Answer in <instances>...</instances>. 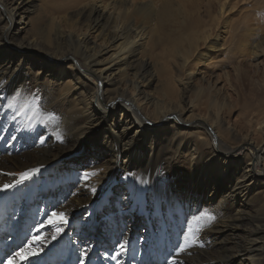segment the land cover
Masks as SVG:
<instances>
[{"label":"bare ground","instance_id":"6f19581e","mask_svg":"<svg viewBox=\"0 0 264 264\" xmlns=\"http://www.w3.org/2000/svg\"><path fill=\"white\" fill-rule=\"evenodd\" d=\"M174 1L69 0L39 12L38 0H0V187L15 185L0 191L3 264L29 242L38 254L20 264H169L173 257L175 264H264V167L254 152L243 155L250 137L219 128L225 102L218 81L202 69L189 71L183 87L193 93L185 106L147 89L156 71L140 58L149 45L145 24L158 19L164 31ZM176 1L189 6L177 14L182 18L201 8V0ZM232 1L208 0L207 7L225 16ZM198 21L180 28L193 30ZM197 34L185 38V62L198 49ZM182 44L174 42L172 56ZM34 49L49 55L39 61ZM200 129L211 137L202 140ZM233 134L238 141L230 147ZM88 147L97 173L85 180L88 168L78 172L70 158ZM32 169L39 171L17 183ZM53 212H63L67 223L50 224ZM203 212L215 220L179 252L189 222ZM140 214L147 226L135 234L128 221Z\"/></svg>","mask_w":264,"mask_h":264},{"label":"rangeland","instance_id":"374dc122","mask_svg":"<svg viewBox=\"0 0 264 264\" xmlns=\"http://www.w3.org/2000/svg\"><path fill=\"white\" fill-rule=\"evenodd\" d=\"M50 2L56 5H66L69 0H38V11L40 9L39 12H41L43 7L47 9V6H51ZM200 5V10L193 13L190 18H182L177 14L188 9L189 6L179 5L175 0L170 9V12L175 13L164 15V31L158 19H147L148 22L145 25L149 31V45L144 49L147 50L145 55H143L144 50L140 53V58L152 61L156 71V80L147 89L153 97L164 99L173 105L179 103L185 106L187 95H191L193 91H185L183 82L186 81L183 80H186L185 77L189 71L204 70L205 75L218 81L216 83L218 85L217 94L224 97L225 104L221 112L225 124L219 128L226 133L223 128L229 126L232 128L231 131L239 136L250 137L253 147L246 148L243 155H247L250 151L254 152L257 158L254 161L259 160L261 166L264 167V0H233L228 6L229 13L225 16L220 14L214 4L213 10L208 9V0H201ZM195 18H199V21L193 25V30L180 28V24H191ZM21 20L22 15L17 14L14 20L16 27H22L19 24ZM83 28H86L85 25ZM193 32H198L196 35L198 49L190 54L185 62L182 55L190 48L185 38ZM88 35L92 41L98 43L101 41L97 32L88 30ZM177 40H183V44L180 45V50L183 52L172 56L173 45ZM211 47L216 48L217 56L215 55L216 57L214 56L212 60L208 59L210 64L206 66L204 62L207 58L205 57ZM219 48L221 49L217 51ZM30 53L31 57L35 59L37 57L39 61L45 58V55H49L46 52L41 53L38 49L31 50ZM75 57L77 61H80L81 58L76 55ZM31 66L34 70L37 69L34 64ZM77 69L79 73H82L80 66ZM120 72L114 69L111 76L117 77ZM196 78L200 79V76ZM197 82L200 84L203 81ZM142 111L148 116L154 113L153 107L149 105H143ZM204 131V129L198 131L202 140L208 139L207 135H209L208 133L206 135ZM227 141L230 147H235L238 139L233 134L227 138ZM86 152L85 156L70 159L77 165L78 172L83 173L87 167L88 173H97V168H92L90 165L92 155L89 147ZM73 166L75 165L70 164L69 168ZM220 199L219 196L214 200L219 201ZM128 226L135 234H141L147 226L146 216L140 214L133 224L128 221ZM240 233H244V229H240L236 235ZM248 261L246 258L244 263Z\"/></svg>","mask_w":264,"mask_h":264},{"label":"snow or ice","instance_id":"6c2138e0","mask_svg":"<svg viewBox=\"0 0 264 264\" xmlns=\"http://www.w3.org/2000/svg\"><path fill=\"white\" fill-rule=\"evenodd\" d=\"M38 171L39 169H32L29 171L21 172L19 174V180L17 181V183H22L23 181L30 179V177ZM92 175H96V173L95 172L85 173L84 179L87 180ZM12 187H15V185L11 183L4 184L2 187H0V191H5ZM214 220L215 217L208 212H203L200 215L194 216L192 218V221L189 222L187 232L185 233L184 242L182 244L177 245L179 252H185L189 247H192L196 243V232L202 230L204 227L208 226ZM49 223L50 224L67 223V219L63 212L60 213L53 212L51 218L49 219ZM193 223H195L197 227L194 228L192 226ZM61 231L62 229L57 228L56 234L58 235ZM53 238H55V236ZM36 240H39L41 244L45 242L44 239L40 237L33 238V242ZM31 244L32 242H29L28 245L21 248L19 251H16L12 256H10L8 259V264H20V261L27 260L30 256L37 255L38 253L33 250ZM120 248L121 251H123L124 245H120ZM84 255H86V253H84ZM115 258H116L115 256L112 257V259ZM80 264H84L83 260L80 261ZM169 264H175V257L172 258Z\"/></svg>","mask_w":264,"mask_h":264}]
</instances>
